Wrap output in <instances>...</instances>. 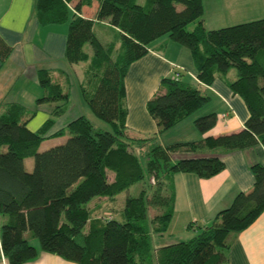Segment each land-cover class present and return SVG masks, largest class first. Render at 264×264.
<instances>
[{"label":"trees","instance_id":"trees-1","mask_svg":"<svg viewBox=\"0 0 264 264\" xmlns=\"http://www.w3.org/2000/svg\"><path fill=\"white\" fill-rule=\"evenodd\" d=\"M93 3L94 19L81 17L82 8ZM34 12L41 26H67L64 62L85 63L78 82L81 99L111 131L78 115L67 123L69 137L63 143L38 151L69 102V78L61 80L60 74L44 69L36 73L42 89L36 103L52 108L37 131L27 127L34 113L17 103L2 106L0 247L8 264L33 261L41 252L74 264H224L234 237L264 212L261 164L250 167L252 189L238 193L209 227L190 224L187 228L196 230L190 239L158 249L153 248V237L163 235L171 221L174 174L207 179L224 169L218 156L194 155L204 149L264 147V18L207 30L202 0H34ZM95 24H106L115 40L102 44L93 32ZM162 36L190 51L199 83L210 86L221 77L242 99L248 118L241 131L160 144L158 135L209 102L198 86L175 78L162 79L146 103L156 135L139 137L128 130L126 75L131 64L146 55L148 45ZM10 52L0 38V64ZM231 69L233 80L226 77ZM216 121L211 113L193 124L204 134ZM63 133L61 128L52 135ZM177 154L183 156L175 158ZM28 158L33 159L31 171L24 166ZM137 184V196H126L116 212L117 196Z\"/></svg>","mask_w":264,"mask_h":264},{"label":"crops","instance_id":"crops-1","mask_svg":"<svg viewBox=\"0 0 264 264\" xmlns=\"http://www.w3.org/2000/svg\"><path fill=\"white\" fill-rule=\"evenodd\" d=\"M202 7L207 30L264 18V0H202ZM95 10L96 3H93L90 7H83L80 16L92 20ZM66 32V25H39L34 0H0V38L11 47L10 55L0 64V110L8 103L22 105L28 113H34L27 124L33 132L48 119L52 108V104L47 110L43 107L49 106L48 103H36L42 95L37 71L44 69L60 74L61 80L65 76L71 79V71H74V65L68 66L64 62ZM147 49L146 55L131 64L125 78L126 126L133 135H156V124L146 110V103L164 78H177L183 83L198 86L208 96L209 102L178 125L158 135V142L163 146L199 141L208 136L229 135L243 129L248 110L223 78H216L210 86L199 83L190 51L167 36L154 40ZM226 77L233 80L235 71L230 70ZM69 113L67 110L65 114ZM211 113L217 116L216 124L202 134L193 122L197 117ZM71 115L68 122L78 115L86 116L79 112ZM182 156L177 154L175 158ZM199 156L220 157L224 169L207 179L192 174H174L172 218L166 232L160 236L163 239H154L160 247L190 239L196 234V230L187 228L190 224L201 228L210 226L216 214L227 208L238 193H247L252 189L250 167L254 164L264 166V147L260 144L245 150L204 149L193 157ZM0 264H8L1 247ZM24 264L74 263L41 252L37 259ZM224 264H264V212L234 237Z\"/></svg>","mask_w":264,"mask_h":264},{"label":"rangeland","instance_id":"rangeland-1","mask_svg":"<svg viewBox=\"0 0 264 264\" xmlns=\"http://www.w3.org/2000/svg\"><path fill=\"white\" fill-rule=\"evenodd\" d=\"M192 26H193V23L189 24L187 29L191 30ZM93 32L102 44H105L108 41L115 40V33L113 32V30H110L105 25L95 24L94 28H93ZM84 50L87 53H89V56L92 55V53L90 51L91 49H90L89 44H85ZM84 65H85V63L75 64L73 66L74 71H71L72 77H71V79H69V102H68V106H67L68 107L67 110L70 113L65 114L63 117H61L60 119H58L56 121L55 126L50 131H48V133L46 134L47 138L42 140V142L40 143V145L38 147V151L41 152V151H44V150H46V149H48L54 145L61 144L69 137L68 131L66 130V126L68 123L67 119L71 118L70 117V116H72L71 114L75 113V112H79V114H86L87 118L97 128H101V129H103L105 131H109V132L111 131L110 126L107 123L100 120L99 118H97L89 110V108L84 104V102L81 99L79 88H78V82L81 80L82 68ZM231 71H233V69H231ZM43 109L50 110V104H49V106H44ZM61 128L64 129V133L62 135H59V136H53L52 135L54 132H56L57 130H59ZM49 135H52V136H49ZM24 166H25V169L27 171H31L33 168V159L32 158L26 159L24 161ZM109 178H110V174H109ZM139 187H140V184H137V185L131 187L128 192H123L120 195H118L116 198L114 210H116V212L120 211V208H121L126 196H137ZM96 200H97L96 198L92 199V201L88 203V207H91L92 204ZM157 213H158L157 211H152L151 215H155ZM113 215L116 216L117 214L115 213ZM154 239H163V238L162 237L160 238V236H154L153 240ZM32 244H34L37 247L38 246L37 240L32 241ZM160 246L161 245H158V242L156 243V240L153 241V248L154 249H158Z\"/></svg>","mask_w":264,"mask_h":264},{"label":"built area","instance_id":"built-area-1","mask_svg":"<svg viewBox=\"0 0 264 264\" xmlns=\"http://www.w3.org/2000/svg\"><path fill=\"white\" fill-rule=\"evenodd\" d=\"M177 80V78H175Z\"/></svg>","mask_w":264,"mask_h":264}]
</instances>
